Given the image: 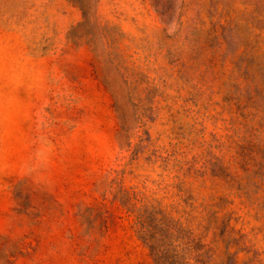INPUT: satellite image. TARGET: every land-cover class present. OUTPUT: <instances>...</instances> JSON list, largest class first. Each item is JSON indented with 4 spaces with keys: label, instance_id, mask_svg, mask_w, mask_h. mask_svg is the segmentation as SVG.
<instances>
[{
    "label": "rangeland",
    "instance_id": "1",
    "mask_svg": "<svg viewBox=\"0 0 264 264\" xmlns=\"http://www.w3.org/2000/svg\"><path fill=\"white\" fill-rule=\"evenodd\" d=\"M122 169L264 264V0H0V264H156Z\"/></svg>",
    "mask_w": 264,
    "mask_h": 264
},
{
    "label": "trees",
    "instance_id": "2",
    "mask_svg": "<svg viewBox=\"0 0 264 264\" xmlns=\"http://www.w3.org/2000/svg\"><path fill=\"white\" fill-rule=\"evenodd\" d=\"M126 143L127 149H131L132 142L129 140ZM121 148L125 145L122 144ZM133 153L137 154L136 151ZM146 159L151 161V156ZM163 162V168L167 169V160ZM128 173L132 174L133 170L122 169L102 185L134 216L136 231L150 249L156 264H253V259L241 260L238 251L230 252L226 229L219 225L218 211L208 212L202 217L193 215L192 210L187 211L181 201L167 202L169 184L161 188L165 191L161 195L147 184L129 185ZM175 178L180 179L174 183L178 187L175 195H180L186 181L179 174ZM218 228L220 231L214 230V237L208 240L209 231ZM196 229H201V232H196ZM222 242H227V249L220 254L218 250Z\"/></svg>",
    "mask_w": 264,
    "mask_h": 264
}]
</instances>
